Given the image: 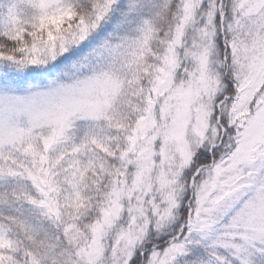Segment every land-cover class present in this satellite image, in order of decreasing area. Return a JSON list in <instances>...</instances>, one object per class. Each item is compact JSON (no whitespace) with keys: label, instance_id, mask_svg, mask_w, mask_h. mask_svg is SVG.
I'll list each match as a JSON object with an SVG mask.
<instances>
[{"label":"snow or ice","instance_id":"obj_1","mask_svg":"<svg viewBox=\"0 0 264 264\" xmlns=\"http://www.w3.org/2000/svg\"><path fill=\"white\" fill-rule=\"evenodd\" d=\"M0 264H264V0H0Z\"/></svg>","mask_w":264,"mask_h":264}]
</instances>
